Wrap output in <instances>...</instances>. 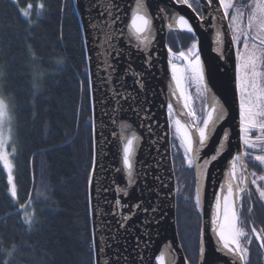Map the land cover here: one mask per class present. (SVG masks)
Instances as JSON below:
<instances>
[{
    "label": "snow or ice",
    "instance_id": "1",
    "mask_svg": "<svg viewBox=\"0 0 264 264\" xmlns=\"http://www.w3.org/2000/svg\"><path fill=\"white\" fill-rule=\"evenodd\" d=\"M201 8L195 9L189 0H172L173 5H187L197 13V19L201 28H206L209 35L215 29V45L217 54L226 60L227 52L225 42L236 49V58L239 61V48L242 46L248 50L251 46L252 51L247 55L243 64H236V88L239 93V125H238V148L233 151L231 144L230 128L225 127L227 115L225 108L213 96L211 98L210 110H204L201 119L196 118V113L191 110L188 103V96L185 90V82L195 80L198 83L205 81L204 66L202 64L200 42L197 39V31L190 23V20L183 14L176 18L167 8L151 10V4L147 0H134V6L125 13L118 0H90L88 10L96 11V16L91 22L92 30L95 32L93 37L96 49V68L99 76L100 85L107 91V99L110 102L111 113H118L124 110L125 105L133 111L142 121L140 128L146 129L148 136L154 135L153 120L150 108L141 105L139 94L144 91V77L140 72H136L133 77L131 87L127 85L129 69L124 72L119 71L118 62L125 55V50H135L143 56L146 69L154 66L156 36L154 34L157 21H163L165 14L170 21H174L179 27L191 34L192 42L186 51L174 52L171 47H167V55L170 80L174 84V91L169 94V98L161 104L165 109V115L169 122V130L174 127L175 133L179 138V147L183 150L184 159L189 168L195 169L196 188L195 205L202 210L200 181H204L205 188L210 182L211 168L220 161L224 162V169L221 170V181H217L213 190V200L209 203L211 210L210 228L215 234L218 244L216 251L223 255L225 264H248L249 245L253 243V237L259 243V248L264 249V229L259 231L255 226L250 227V231H245L243 221L239 220V209L244 202L248 204V212L253 210V202L264 206V174L257 175L256 171H249L248 161H256L264 166V155H252L246 149H254L257 142L264 149V87H261L257 78L264 79V72L258 68L264 66V0H252L249 5L251 15L248 18L246 28L241 27L243 11L236 9L231 12L234 5L232 0H199ZM17 6V12L26 23H30L34 5L30 0H24L23 5L20 0H12ZM79 4V0H77ZM36 7L43 9V4ZM63 10V8H62ZM129 20L125 23V16ZM225 21H228L225 23ZM254 23H258V30L253 31ZM164 27L171 28L172 23L163 24ZM259 51V55H257ZM175 60L184 62L183 66L175 63ZM89 67L85 71L88 77L90 88V100L92 102L93 115L90 126L95 129V96L93 82L91 79L92 58L87 57ZM260 62V64H258ZM243 69V76L241 70ZM207 91H211L206 87ZM178 93V95H177ZM183 101L182 107H177ZM187 110V111H184ZM9 105L4 99H0V163L7 171V182L11 186V197H17V187L13 182V164L7 151L8 140L12 139V127L8 128L10 135L5 138L4 129L13 124L9 116ZM111 123L115 124L117 118L110 113ZM190 117L182 123L180 116ZM148 121V123H143ZM107 127V125H106ZM258 134L253 138L252 133ZM102 135V133H101ZM120 142V152L122 166H117L112 170L122 174L123 183H118L115 179L111 183H105L97 189V194H103L104 204L110 205V209L105 211L100 208L99 202L91 210L99 215L101 219L100 237H97V226L93 227V264H99L103 259L102 254H107V249L112 248L117 242L119 233L128 228V222L135 216L140 215L139 227L147 233V225L155 221L157 213L162 209L153 206L151 201L143 198L144 189L141 182L147 187L148 176L153 174L159 167V161L141 162L135 159L138 156L136 147L137 139H144V134L132 132L131 135L117 137ZM107 144V137H105ZM13 152L15 148L13 147ZM98 153L94 151L92 168L89 175V186L94 183L97 175V168L103 167L98 164ZM248 157V161L245 160ZM155 180H160L159 176L153 175ZM254 186V188H253ZM161 187L163 183L161 182ZM132 189H139L141 197L134 202L129 201ZM151 192V189H148ZM109 193H114L113 200L107 199ZM159 199V193L156 194ZM17 203H19L17 201ZM31 206L19 204L23 211V222L31 226L34 214L27 211ZM19 215V212L17 213ZM111 216L117 225L112 227V220H104L103 217ZM158 222V221H155ZM242 238L244 243L241 242ZM103 239V245H97V240ZM151 239L141 241L137 236V249L143 243L144 248L148 246ZM205 247L203 243L199 246V255L203 257ZM140 264H145L146 257L142 252H138ZM126 259L115 250L111 260L119 262ZM155 264H177V257L172 256L166 262L165 253L159 252L154 257ZM185 264H188L185 258Z\"/></svg>",
    "mask_w": 264,
    "mask_h": 264
},
{
    "label": "trees",
    "instance_id": "2",
    "mask_svg": "<svg viewBox=\"0 0 264 264\" xmlns=\"http://www.w3.org/2000/svg\"><path fill=\"white\" fill-rule=\"evenodd\" d=\"M30 2L34 9L26 23L12 0H0V97L13 120L11 161L17 187L14 199L0 163V264H93L88 202L92 110L81 26L73 0ZM180 33L186 47L191 34ZM171 44L180 49V42ZM171 141L175 177L182 181L177 232L191 262L198 255L199 228L194 175L178 136ZM29 202L31 226L23 222L19 208ZM255 218L264 227V212ZM239 220L250 231V219L239 214ZM248 247V264H264V249L254 237Z\"/></svg>",
    "mask_w": 264,
    "mask_h": 264
},
{
    "label": "water",
    "instance_id": "3",
    "mask_svg": "<svg viewBox=\"0 0 264 264\" xmlns=\"http://www.w3.org/2000/svg\"><path fill=\"white\" fill-rule=\"evenodd\" d=\"M124 9L125 13L129 12V8L134 6V0H118ZM151 4V10L156 12L157 9L167 8L169 11L178 18L179 15H185L190 23L197 31V39L200 42L202 64L204 66L205 81L203 82L206 97L209 93H213L217 96L221 105L225 108L227 120L225 127L230 128L231 131V144L233 151L238 148V125H239V97L236 88V53L235 49L227 42H225V49L227 52V59L224 60L215 54L213 50V35H209L206 28H201L197 19V13L193 11V8H189L187 5H173L172 0H147ZM80 26L82 31V37L85 47L86 62L87 57L92 58L91 63V79L93 82L94 96H95V129L96 134L94 137L92 127V149L98 153V164L103 167L97 168V175L94 179L93 185L89 186L88 181V202H89V214L91 233L93 241V227L97 226V237H100L101 217L94 214L91 210L99 202L100 208L105 211L110 209V205L104 204V195L97 194V189L107 183H111L115 179L118 183H123V176L112 169L117 166H122L120 142L117 137L129 135L131 132H137L138 134H144V139H139L137 145L138 159L141 162H153L159 161V167L155 169L153 174L148 176L147 187L145 188L143 182H141V188L143 191V198L147 201H151L153 206L162 209L161 212L155 216V221L147 225V233L141 230L139 227L142 216L137 215L131 221L128 222L129 226L126 230L121 231L118 236V240L113 244L112 248L107 249V254H102L103 259L99 264H140L138 252H142L145 259V264H155L154 257L158 254L161 245H167V261L172 256L177 257V264H185V253L182 249L176 226V189H175V174L172 162L171 154V140L169 122L165 115V109L161 107V104L168 99L170 92V74L168 70V55H167V34L170 30H179V26L168 19V15L165 14L163 21H157L155 24L154 34L156 36V43L154 52L156 54L154 59V66L149 70L145 68L143 56L140 52L135 50H125V55L121 57L118 62L120 72H124L125 69H129V78L127 85L129 87L133 84V77L136 72H140L144 77V91L139 94V100L141 105L150 108L153 120L157 123L153 124L154 135L148 136L146 129L140 128L142 123L140 118L131 111L127 105L124 110L118 113H111L110 102L107 99V91L100 85L99 76L102 73L97 72L96 68V49L94 46L93 37L95 32L92 30L91 22L96 16V11L89 12L88 5L90 0H73ZM200 8L201 4L199 2ZM129 20V16H125V23ZM171 22L172 27H164L160 30L163 24ZM228 21H225L227 23ZM247 25V23H246ZM89 67L87 62V68ZM210 88L211 91H207ZM90 89V88H89ZM91 101V100H90ZM179 107V106H177ZM91 110L92 102H91ZM110 113L116 117V123H111L110 116L106 115ZM183 121L189 120L190 117L183 116ZM148 123V121H143ZM107 125V127H106ZM102 133V135H101ZM105 137H107V144L105 143ZM225 167L224 162L220 161L214 167L211 168L210 182L205 188L204 181H200L201 189V204L202 210L200 213V233H199V245H198V260L196 264H225L223 255L216 251L217 243L215 241L216 236L210 228V214L211 210L209 203L213 200V190L217 181H221V170ZM194 172V184L196 188ZM153 175L159 176L160 180H155ZM161 182L163 187H161ZM148 189L152 191L149 192ZM159 193V199L156 198V194ZM114 193H109L107 199L113 200ZM141 197V191L139 189H132L129 201L134 202ZM104 220H112V227L116 228L115 220L111 216L103 217ZM148 234L151 239L148 241V246L145 249L143 243L141 247L137 249L136 237L140 236L141 241L148 240ZM103 239L97 240V245H103ZM203 243L205 247V254L203 257L199 255V246ZM93 248V247H92ZM115 250L119 251V254L126 259H121L119 262L111 260V256ZM188 260V259H187ZM188 264H191L188 261Z\"/></svg>",
    "mask_w": 264,
    "mask_h": 264
},
{
    "label": "rangeland",
    "instance_id": "4",
    "mask_svg": "<svg viewBox=\"0 0 264 264\" xmlns=\"http://www.w3.org/2000/svg\"><path fill=\"white\" fill-rule=\"evenodd\" d=\"M241 1V0H240ZM246 1V0H244ZM234 2V0H232V3ZM189 3L193 5V7L196 9L199 4L198 3V0H189ZM252 3V0H249V2L247 3V6H246V9L244 7H233V9H231L230 11L231 12H235L236 9H240L241 11H243L244 15L242 17V22L240 24L241 27H244L246 28V23H248V18L249 16L252 14L251 13V9L249 8V5ZM199 8V7H198ZM258 30V23H254V26H253V31H257ZM183 35L178 32L177 30H170L168 36H167V42H168V45L173 49L175 50L174 52H179V51H186V49L188 47H190L191 45V42L190 41L187 46H181V39L183 38L182 37ZM174 42L175 44H177L178 42H180V44H177L178 47L182 48V49H174V47L172 46L171 42ZM177 41V42H176ZM236 51V49H235ZM252 51L251 49V46L248 50H245L242 46L239 48V55H240V60L236 61V63H241L243 64L244 60L247 58V55ZM257 55H259V51H257L256 53ZM181 61V60H180ZM183 62V61H181ZM184 63V62H183ZM258 64H260V62H258ZM259 71H262L264 72V66H261L258 68ZM244 72H243V69L241 70V75L243 76ZM257 82L258 84L261 86V87H264V79L262 78H257ZM188 89H189V92L190 93V96H191V110L194 111L196 113V118L199 120L203 117V114H204V110H205V97H204V91H203V87H202V83H198L196 82L195 80H188L186 81V84ZM195 94V95H194ZM239 94V93H238ZM0 99H2L0 97ZM11 127V125H8L5 127L4 129V135H5V138H7L10 133L8 131V128ZM170 133H171V140H173L174 137L177 136V134L175 133V130H174V127L170 130ZM258 133L254 130L253 133H252V136L253 138L257 135ZM11 140H8V143H7V151L9 152V158L11 160V153H12V146L10 144ZM171 145H172V141H171ZM249 150V149H248ZM250 151L254 154V155H264V149L261 148L260 146V143L257 142V147L254 148V149H250ZM258 163V162H257ZM259 164V163H258ZM3 165V164H2ZM7 173V171H6ZM182 181L179 183L177 180H176V177H175V187H176V197H178V191L181 189L182 187ZM194 201H195V189H194ZM194 209V208H193ZM195 209L197 210L198 212V215H199V228H198V241H199V231H200V213L195 205ZM250 228V226H249ZM246 231V230H245ZM92 235V233H91ZM198 256V255H197ZM197 261V257L196 259H194L193 261H191L192 263L196 262Z\"/></svg>",
    "mask_w": 264,
    "mask_h": 264
},
{
    "label": "flooded vegetation",
    "instance_id": "5",
    "mask_svg": "<svg viewBox=\"0 0 264 264\" xmlns=\"http://www.w3.org/2000/svg\"><path fill=\"white\" fill-rule=\"evenodd\" d=\"M249 2V0H234L233 5L234 7H244L246 9L247 3ZM198 4V3H197ZM199 7V6H198ZM196 8L197 10L200 9ZM245 151L251 152L250 149H246ZM252 153V152H251ZM252 155H254L252 153ZM245 160L248 161V157H245ZM248 167H249V171H256L257 175H261L264 174V166L259 165L256 161H248ZM254 188V186H253ZM264 212V206L258 204L256 201L253 202V210L251 213L248 212V204L247 202H244L243 207H241L239 209V214L241 215V217L243 219L249 218V226H255L257 228V230L259 231L260 229L257 227V225H259L262 229H264L262 222H260L258 220V218H255L258 216V214L263 213ZM257 224V225H256ZM264 234V233H262ZM197 260H198V256H197ZM192 263V262H191ZM196 262L192 263V264H196Z\"/></svg>",
    "mask_w": 264,
    "mask_h": 264
},
{
    "label": "bare ground",
    "instance_id": "6",
    "mask_svg": "<svg viewBox=\"0 0 264 264\" xmlns=\"http://www.w3.org/2000/svg\"><path fill=\"white\" fill-rule=\"evenodd\" d=\"M178 26H179V25H178ZM179 28H180V27H179ZM214 33H215V31H214ZM214 41H215V34L213 35V50H214L215 54H217V51H216V47H217V46L215 45ZM174 62L177 63L179 66H183V65H184V63L181 62L180 60H175ZM168 70H169V65H168ZM169 74H170V71H169ZM185 84H186V82H185ZM169 88H170V92H169V94H170L171 92L174 91V84H173V82H172L171 80H170V86H169ZM185 90H186V94H187V96H188V103H189V105H190V107H191V100H192V99H191V96H190V93H191V92H189V89H188L187 85H185ZM177 95H178V93H177ZM213 96L215 97L216 100H218V98H217V96H216L215 94H213V93H209V94L207 95V97H206V106H205V109L207 108L208 110H210L211 98H212ZM168 98H169V96H168ZM218 101H219V100H218ZM182 103H183V101L181 100V104H180V105H177V106L182 107ZM219 103H220V102H219ZM220 104H221V103H220ZM184 111H187V110H184ZM182 117H183V115L180 116L179 118L181 119V121H182V123H183L184 121H183ZM131 133H132V132H131ZM131 133H130L129 135H131ZM138 143H139V139H137V141H136V147H137ZM215 241H216V243L218 244L217 238L215 239ZM159 252H163V253H165V259H166V262H167V258H166V254H167V245H165V244L161 245V247H160V249H159ZM159 252H158V254H159Z\"/></svg>",
    "mask_w": 264,
    "mask_h": 264
}]
</instances>
